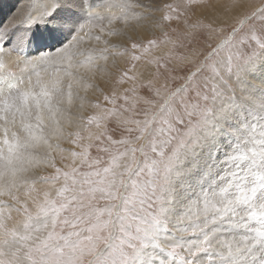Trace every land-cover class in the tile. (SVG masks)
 Masks as SVG:
<instances>
[{"label":"snow or ice","instance_id":"obj_1","mask_svg":"<svg viewBox=\"0 0 264 264\" xmlns=\"http://www.w3.org/2000/svg\"><path fill=\"white\" fill-rule=\"evenodd\" d=\"M67 2L0 27V264H264V0Z\"/></svg>","mask_w":264,"mask_h":264},{"label":"rangeland","instance_id":"obj_2","mask_svg":"<svg viewBox=\"0 0 264 264\" xmlns=\"http://www.w3.org/2000/svg\"><path fill=\"white\" fill-rule=\"evenodd\" d=\"M155 2L159 5H163L165 3H175V2H178V0H155ZM159 2V3H158ZM214 2H216V0H214ZM255 3H259V0H254ZM38 3V0H0V18L1 19H5L6 20V17L10 18L11 16H16V10H18V8H21L23 6H25L26 4L29 5L30 7H34L36 4ZM71 5L70 3L67 2L66 0V3H65V6L63 8L60 9V15L61 16H65L67 14V12L69 11V9H71V12H72V15H71V18L70 20L64 24L63 26V30L65 31H68V33L70 34H73V33H76L77 29L79 28V26L81 24H84L86 23V15L76 9H72L70 8ZM64 9V10H63ZM161 15V13H160ZM178 24L177 22L173 21L171 26L168 27L166 25V30L169 31V33L171 34V30L172 28H177ZM33 27L36 29L38 27H41V28H45L46 29V26L45 25H42V24H38V25H33ZM25 32V31H24ZM23 35H25L26 33H22ZM145 36H142V38L144 39H147V38H150L151 37V33L150 34H147L144 33ZM29 36H31V38L34 36V34H31L29 33L28 34ZM155 35L157 37H159L161 35L160 31L157 29L155 31ZM124 87H127V85H125ZM91 91V90H90ZM89 91V92H90ZM92 92L89 93V98L95 102L97 97L99 96V94H91ZM99 99H100V102L101 103H105L103 101V98L102 96H99ZM123 101H118V103H122ZM65 147H68V145H65ZM92 154L93 155H96V150L95 148L92 149Z\"/></svg>","mask_w":264,"mask_h":264},{"label":"bare ground","instance_id":"obj_3","mask_svg":"<svg viewBox=\"0 0 264 264\" xmlns=\"http://www.w3.org/2000/svg\"><path fill=\"white\" fill-rule=\"evenodd\" d=\"M29 5L26 4L22 8L20 6V8H18V10H16V14H17L16 16H13V17L11 16L10 18L6 17V20L0 18V27L4 26L5 24H10L11 26H13V28L10 29L9 36L12 39H15L17 35H22L23 37H25V39H26L25 51L27 50V53L29 55H36L38 53L41 45L43 44V40L41 38L44 35H46V29L45 28H41V27H38V28L35 29L33 26L31 28H26V27L23 26V22L26 20L27 15L34 8L32 6L30 7ZM155 14H156V16H160L159 12H157ZM22 33H26V34L23 35ZM29 33L34 34V36L31 38V36L28 35ZM144 33H146V35L150 34L148 32H143L142 31V32H140V37L145 36ZM74 34L75 33L70 34V33H68V31L62 30V34L60 35V40L62 42H67L68 40H70L72 38V36Z\"/></svg>","mask_w":264,"mask_h":264}]
</instances>
